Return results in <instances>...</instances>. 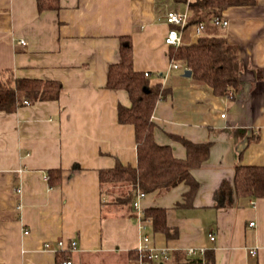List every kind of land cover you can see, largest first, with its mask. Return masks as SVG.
<instances>
[{
  "label": "crops",
  "instance_id": "crops-1",
  "mask_svg": "<svg viewBox=\"0 0 264 264\" xmlns=\"http://www.w3.org/2000/svg\"><path fill=\"white\" fill-rule=\"evenodd\" d=\"M191 1L58 0L47 8L55 0H0V82L11 74L62 85L56 100L0 111V264H139L144 236L147 247L170 251L168 262L194 248L212 252L213 264H264V198H234L226 208L213 202L236 167H264V0L226 8L224 28L203 22L195 35L189 23L181 32V46L212 33L235 48L240 85L232 99L169 60L165 14H190ZM122 36H130L134 70L168 89L151 116L155 141L180 159L185 148L175 138L210 143L207 160L192 171L199 188L188 206L183 182L145 194L139 211L132 207L137 191L129 204L116 201L129 185L100 183L99 172L116 161L136 164L134 128L117 121L128 95L106 87ZM149 208L167 210L169 236L143 219Z\"/></svg>",
  "mask_w": 264,
  "mask_h": 264
},
{
  "label": "trees",
  "instance_id": "trees-1",
  "mask_svg": "<svg viewBox=\"0 0 264 264\" xmlns=\"http://www.w3.org/2000/svg\"><path fill=\"white\" fill-rule=\"evenodd\" d=\"M254 0H193L189 2L188 23L210 22L222 17V11L231 6L253 4ZM58 0L47 8H57ZM44 6L39 3V9ZM120 61L108 68L106 87L127 93L130 105H117L119 124L132 125L135 134L136 164L114 166L99 172L101 185H129L126 195L116 196L118 203L129 204L135 191L144 194L154 191L165 193L185 183L188 191L183 196V205L188 206L198 191V182L192 171L199 168L208 158L210 143H193L175 138L185 148V157L174 156L168 145L158 144L154 139L156 124L151 116L155 105L161 101L168 89L160 83L152 84L145 72L136 71L132 62L130 36H122L119 45ZM170 61H180L191 72L192 78L206 84L213 94L232 99L239 89V61L235 48L223 35L209 33L201 36L196 44L169 47ZM62 91L57 81L15 78L11 74L0 82V111H13L22 102L56 100ZM59 170L50 172L49 181L58 176ZM264 198V167L238 166L232 184L222 182L213 195L215 208L231 206L234 198ZM166 209L144 210L143 219H149L155 232L169 236ZM171 262V263H170ZM146 264H213L212 252L202 257H186L182 252L171 254L170 261Z\"/></svg>",
  "mask_w": 264,
  "mask_h": 264
},
{
  "label": "built area",
  "instance_id": "built-area-1",
  "mask_svg": "<svg viewBox=\"0 0 264 264\" xmlns=\"http://www.w3.org/2000/svg\"><path fill=\"white\" fill-rule=\"evenodd\" d=\"M189 14L187 11L180 12V11H169L165 14V22L169 25V28L167 29L165 36L163 38V42L168 47H178L182 44L181 39V32L182 30L189 26L188 23ZM211 24L217 27L224 28L227 26V21L224 20L222 17H214L211 19ZM204 23L199 22L193 25L194 27V33L195 35L201 34ZM24 44V42H21ZM170 67L173 69H177L179 67V64L177 62H171ZM146 76H150L149 73H145ZM26 103V102H24ZM45 180H48V177H44ZM145 196L144 193L137 191L135 199L132 203V207L139 211V201ZM19 208V206L17 207ZM253 222H249V226H253ZM209 240L213 241L214 236L212 234H208ZM143 240V246L138 248L137 251V257L139 264H146V262H154V263H160V262H166L170 258V251L167 248H151L147 247L146 243L148 241V237L144 236L142 238ZM58 245L61 247L62 242L59 241ZM76 246V243L74 241H71L70 247L71 249H74ZM49 244L45 243L44 248H49ZM250 256H254L256 254V249H251L248 251ZM204 254V249H194L189 248L186 250V255L188 257H196V256H202ZM65 264H70V262L66 261Z\"/></svg>",
  "mask_w": 264,
  "mask_h": 264
},
{
  "label": "water",
  "instance_id": "water-1",
  "mask_svg": "<svg viewBox=\"0 0 264 264\" xmlns=\"http://www.w3.org/2000/svg\"><path fill=\"white\" fill-rule=\"evenodd\" d=\"M190 74H191V72L189 70H185L183 75L188 77V76H190Z\"/></svg>",
  "mask_w": 264,
  "mask_h": 264
},
{
  "label": "rangeland",
  "instance_id": "rangeland-1",
  "mask_svg": "<svg viewBox=\"0 0 264 264\" xmlns=\"http://www.w3.org/2000/svg\"><path fill=\"white\" fill-rule=\"evenodd\" d=\"M181 67V66H180ZM182 67H183V65H182ZM179 72H180V70H179ZM107 192V191H106Z\"/></svg>",
  "mask_w": 264,
  "mask_h": 264
}]
</instances>
